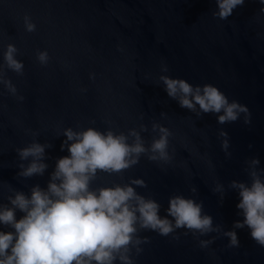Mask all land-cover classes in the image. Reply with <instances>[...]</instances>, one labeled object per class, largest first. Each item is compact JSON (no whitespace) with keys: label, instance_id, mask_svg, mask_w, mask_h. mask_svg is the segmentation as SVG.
I'll return each instance as SVG.
<instances>
[{"label":"water","instance_id":"obj_1","mask_svg":"<svg viewBox=\"0 0 264 264\" xmlns=\"http://www.w3.org/2000/svg\"><path fill=\"white\" fill-rule=\"evenodd\" d=\"M262 8L261 0H245L221 20L212 14L215 0H0V64L10 43L24 64L22 75L5 69L23 101L0 84V203H8L12 190L30 195L35 185L47 187L57 159L69 155L61 150L65 128L111 127L126 134L143 124L148 146L158 138L152 132L158 123L172 133L169 163L141 156L122 174L98 173L92 188L143 179L147 187L136 191L161 205V217L169 198L183 195L202 202L214 225L232 230L243 217L236 207L238 192L228 185L233 180L250 184L245 169L252 158L264 169ZM25 14L36 25L34 32L25 30ZM38 51L48 52L46 66L38 62ZM161 75L218 87L229 101L249 108L251 123L244 124L243 116L224 125L214 114L197 117L168 97ZM221 129L228 134L230 157L221 147ZM33 141L51 145L45 150L48 168L43 176L20 177L18 165L28 161H20L16 149ZM217 183L225 188L222 202L213 191ZM23 215L17 210V219ZM0 230L12 229L0 225ZM235 231L238 247H228L223 231L194 236L178 229L166 237L141 231L149 242L138 255L133 249L134 264H264V247L250 230ZM200 240L213 242L201 247Z\"/></svg>","mask_w":264,"mask_h":264},{"label":"clouds","instance_id":"obj_2","mask_svg":"<svg viewBox=\"0 0 264 264\" xmlns=\"http://www.w3.org/2000/svg\"><path fill=\"white\" fill-rule=\"evenodd\" d=\"M244 2L215 0L217 11L212 14L225 20ZM23 21L27 32L36 30L29 15L25 14ZM17 53L15 45H7L4 62L0 64V84L23 101L24 97L17 96V88L6 77L5 71L23 74L24 64L16 58ZM36 58L42 66L50 60L47 51H38ZM161 71L167 72L168 67L162 65ZM90 79H94V74H90ZM159 80L168 97L197 117L214 114L217 123L224 125L243 116L244 124L251 123L249 108L236 100L229 101L225 93L212 84L193 86L185 79L167 75H161ZM164 115L166 113L162 112L161 116ZM146 131L143 124L139 130L132 128L126 134L117 133L111 127L105 131L94 127L80 131L65 128L63 136L66 139L61 150L66 148L69 155L57 159L47 187L35 185L30 189V195L12 190L14 194L7 197L8 203H0V225L12 229L0 230V264H134L133 249L138 255L142 251L140 246L149 242L147 237L139 235L141 231H153L165 237L178 229H185V235L191 232L194 236L223 231L229 238L228 247H238L235 229L247 227L251 238L264 247V169L258 167V158L247 161L245 171L250 184L233 180L228 185L229 189L238 192L236 207L238 215L243 217L228 231L220 224L214 225L213 217L204 213L202 202L183 195L171 196L166 215L161 217V205L136 191L137 187H147L143 179L92 188L98 173L122 174L137 165L141 156L152 162L169 163L172 160L168 151L170 130L153 123L152 132L158 133V138L154 136L148 146L141 136ZM219 136L223 138L222 150L230 157L227 132L221 129ZM50 147V144L33 141L16 149L20 161H28L18 165V175L24 178L43 176L48 168L44 162L45 150ZM191 191L196 193V188ZM213 191L220 193L222 202L224 186L217 183ZM17 210L24 214L20 219L16 218ZM212 242L200 240V246L207 247Z\"/></svg>","mask_w":264,"mask_h":264}]
</instances>
